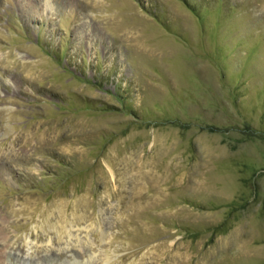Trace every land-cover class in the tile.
<instances>
[{"label":"rangeland","instance_id":"1","mask_svg":"<svg viewBox=\"0 0 264 264\" xmlns=\"http://www.w3.org/2000/svg\"><path fill=\"white\" fill-rule=\"evenodd\" d=\"M0 264H264V0H0Z\"/></svg>","mask_w":264,"mask_h":264}]
</instances>
